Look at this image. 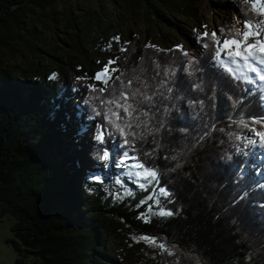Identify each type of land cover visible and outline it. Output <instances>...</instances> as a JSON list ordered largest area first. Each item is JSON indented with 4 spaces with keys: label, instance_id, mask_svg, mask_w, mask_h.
<instances>
[{
    "label": "trees",
    "instance_id": "1",
    "mask_svg": "<svg viewBox=\"0 0 264 264\" xmlns=\"http://www.w3.org/2000/svg\"><path fill=\"white\" fill-rule=\"evenodd\" d=\"M57 1L0 0V27L12 21L31 36L33 32L40 34L41 30L34 29L33 19L24 20L26 13L21 18L19 11L54 7ZM122 1L129 10L141 4L145 17L162 21L177 8L187 9L188 18L195 13L178 0H160L158 4V0ZM232 1L241 11V0ZM92 16L99 18L100 14L96 11ZM232 25L226 22L220 27L226 34ZM65 26L75 27L74 21ZM206 31L213 32L210 28ZM206 40H197L201 53L193 47L186 51L150 47L140 34L107 42L111 48L105 57L115 61L112 65L118 71L111 74L113 80L103 97H109L115 76L121 73V79L126 80L139 74L142 67L144 75L151 76L153 62L161 65V74L165 67L176 69V99L168 105L171 112L164 117L165 126L156 134L155 142L147 136L116 150L121 156L127 150L137 163L158 170V180L149 193L154 200L160 199L159 205L154 200L137 198L150 187L135 191V183L126 175L127 168L118 167L114 155L109 161H99L94 156L95 145L90 153L91 164L84 167L75 154L92 124L83 116L105 123L103 112L95 117L93 104L97 110L101 106L92 97L99 93L93 92L87 78L81 76V64L74 63L76 56L68 54L62 59V71L55 73V78L44 68L41 70L38 63L34 77L16 76L7 67L0 70V218L10 215L14 219L11 242L18 254L15 264H120L105 243L109 238L120 240L125 232L155 240L136 253L129 250V257H135L138 264H197V259L199 264H264V188L258 186L264 184V175L256 174L262 161L236 154L226 136L216 130L198 139L207 130L206 124L238 131L232 120L243 116L251 122L254 117L264 116V100L260 99V91H253L254 86L229 80L214 66L211 43L207 49L201 46ZM81 46L78 44L75 50L81 52ZM54 49L58 50L57 45ZM183 52L199 60L201 71L194 77L183 71L188 59ZM47 53L51 57L52 53ZM70 68L78 77L67 84ZM194 83H201L203 90L195 89ZM213 89L214 109L209 100ZM229 97L239 100V104L233 107ZM189 100H204L203 112L197 115L199 108H192ZM107 131L105 139L111 152L113 144L119 145L123 138L116 133L109 141ZM222 139L224 144L219 143ZM225 149L232 153L231 161L221 158ZM91 175L102 179L90 180ZM114 176H120L122 183H116ZM130 186L132 195L121 200L118 190ZM160 187L169 191L168 197L159 196ZM245 192L247 196L241 199ZM161 208L173 215H159Z\"/></svg>",
    "mask_w": 264,
    "mask_h": 264
},
{
    "label": "rangeland",
    "instance_id": "2",
    "mask_svg": "<svg viewBox=\"0 0 264 264\" xmlns=\"http://www.w3.org/2000/svg\"><path fill=\"white\" fill-rule=\"evenodd\" d=\"M165 1L172 3L175 0ZM178 1L187 4L195 12L191 18H188L187 9L183 8L173 9V17L166 15L163 18L164 21L158 17H145V9L141 4L133 10H129L124 7L122 0H58L54 7L47 6L41 9L31 7L33 12L29 11L30 7H27L25 11H19V16L22 18L26 13L24 20L33 19L32 24L35 26L33 28L42 32L40 34L33 32V36H31L12 21H8L4 27H0V70L7 67L16 76L34 77L37 75L34 71L38 63L41 70L44 68L46 73L52 76L55 73H61L62 69L59 65L64 64L62 59L69 54L76 56L75 64H81L78 69L83 72L81 76L86 77L90 85L97 86L103 83L94 80V75L109 62V57L105 56L109 54L111 45L107 42L111 38L119 37V40H124L129 35L140 34L143 42L161 49L181 46L186 51L188 47H193L194 50L201 53L202 49L197 40L209 28L217 32V35L221 37V42L223 37L219 30L223 23L228 22L235 24L237 28H242V25L237 24L236 21L237 19L242 20L244 15L238 7L234 6L232 0ZM159 2L161 1L158 0L157 4ZM96 11L100 14L99 18L92 16V13ZM71 21H74L75 27L67 28L65 25ZM2 40L5 42L1 43ZM78 44H82L81 52L75 50ZM55 45L58 48L56 52ZM34 47L36 48L34 49ZM48 51L52 53L51 57L47 55ZM90 59H92L91 62ZM111 67L115 68L113 65ZM67 76V84L71 79L78 77L72 68L68 70ZM73 102L75 100L71 101L70 105ZM83 119L85 122H92V124L89 125L90 130L86 132L87 138L83 139L75 154L80 158L84 167H89L92 161L91 150L98 143L94 140L98 122L85 116ZM130 160L132 159L127 162ZM131 163L137 162L133 160L130 161ZM256 174L263 177L264 162ZM119 177L114 176L116 179H120ZM140 183H144V181L141 179ZM148 187L150 188L147 192L137 198L147 199L154 185ZM142 190L145 189H141L135 183V191ZM132 193V186H130L125 190H118L117 196L123 200ZM13 220L10 215L0 218V264H15L18 258L11 242L14 239V235H12ZM141 237L145 236H133L125 232L120 240L109 238L105 247L112 251L111 256L117 259L120 264H138L135 257L132 259L129 257L130 253L128 252L132 250L136 253L142 246L151 244L148 237V239H141Z\"/></svg>",
    "mask_w": 264,
    "mask_h": 264
},
{
    "label": "snow or ice",
    "instance_id": "3",
    "mask_svg": "<svg viewBox=\"0 0 264 264\" xmlns=\"http://www.w3.org/2000/svg\"><path fill=\"white\" fill-rule=\"evenodd\" d=\"M241 4L243 5L241 11L244 16L242 20L237 19L236 23L241 24L242 28H237L234 24L226 34L225 30L221 28L219 31L223 37L222 42L216 31L211 33L205 31L200 40L205 38L207 40L201 46L207 49L211 43L214 66L229 80L242 81L254 86L253 91H260L262 93L260 99L264 100V83H260L264 82V0H241ZM248 13H252V15H248ZM114 40H119V37H115ZM177 47L181 48V46ZM183 55L188 57L183 71L194 77L195 73L201 71L198 66L199 60L196 57L188 56L187 52H183ZM114 63L115 61H109L100 72L94 75V80L102 82L105 87L97 89L95 85H88L93 92L99 93L92 97V100L98 101L101 106V109L97 110L96 105L93 104L95 117H100L103 112V120L105 121V123L97 126L94 140L98 143L94 156L99 161L106 162L109 161L110 155H114L118 161L117 166L123 165L127 168L126 175L129 180L137 183L141 189L147 190L148 186L158 180V170L154 166L146 167L145 163H126L129 159L136 160V157H129L127 150L122 152V156L116 155V150L117 148L122 150L125 149V146L143 141L147 136H152L155 142L156 134L165 126L164 117L171 112L168 105L176 99L173 95L176 69L165 67L161 74V65L153 62L154 67L151 76H145V70L142 67L139 69V74L127 77L126 80L121 79L124 76V73H121L119 76H115L109 97H103L102 94L106 91L109 81L113 80L111 73L118 71V69L111 67ZM53 78H55V74H53ZM117 81L119 83H116ZM193 87L203 90L201 83H194ZM229 99L232 100V97ZM209 100L211 101L210 107L214 109L216 107L214 89ZM88 102L91 103L92 101ZM188 103L194 109L199 108L197 115L203 112L205 108L204 100H189ZM238 104L239 100H232L233 107ZM171 107H175V105L172 104ZM231 124L236 125L238 131L231 129L226 131L225 128L216 129L215 124L211 126L206 124L207 130L198 139L203 140L211 134L212 130H216L226 136L229 148L234 149L236 154H242L244 157L250 155L253 158L259 157L264 162V116L254 117L251 122L241 116L238 120H232ZM257 126H261V129L257 130ZM109 127L112 131H107ZM106 131L109 141L113 139L116 133L123 138L119 145L113 144L111 152L107 147L108 141L105 139ZM182 131L187 130L182 129ZM219 143L224 144L225 140L222 139ZM156 146L159 147V144L157 143ZM221 158L231 161L233 155L228 149H225ZM243 172L244 170L241 169V174ZM89 179L100 181L102 178L99 175H91ZM141 179L144 183H140ZM116 183H122V181L117 179ZM258 186L264 188V184ZM158 193L161 197H168L170 194L165 187H160ZM245 196H247L246 192L241 196V199ZM147 200H153V195L150 194ZM141 203L144 204L147 201H141ZM154 203L159 205L161 201L156 199ZM149 211H151V207ZM158 214L170 216L173 215V212L164 211L161 208ZM141 239L148 238L141 237ZM150 242L155 243V240ZM159 247L164 248V245L160 244ZM169 254L171 255V252ZM197 264H199L198 259Z\"/></svg>",
    "mask_w": 264,
    "mask_h": 264
}]
</instances>
